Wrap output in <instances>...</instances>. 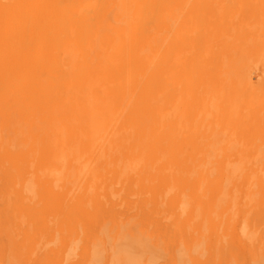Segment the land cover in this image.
I'll return each instance as SVG.
<instances>
[{"label":"bare ground","instance_id":"1","mask_svg":"<svg viewBox=\"0 0 264 264\" xmlns=\"http://www.w3.org/2000/svg\"><path fill=\"white\" fill-rule=\"evenodd\" d=\"M0 264H264V0H0Z\"/></svg>","mask_w":264,"mask_h":264},{"label":"rangeland","instance_id":"2","mask_svg":"<svg viewBox=\"0 0 264 264\" xmlns=\"http://www.w3.org/2000/svg\"><path fill=\"white\" fill-rule=\"evenodd\" d=\"M127 247V246H126Z\"/></svg>","mask_w":264,"mask_h":264}]
</instances>
